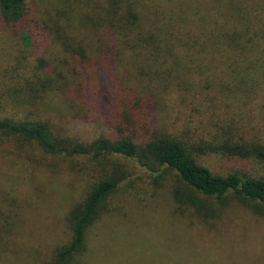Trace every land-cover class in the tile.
Here are the masks:
<instances>
[{
	"label": "trees",
	"instance_id": "trees-1",
	"mask_svg": "<svg viewBox=\"0 0 264 264\" xmlns=\"http://www.w3.org/2000/svg\"><path fill=\"white\" fill-rule=\"evenodd\" d=\"M45 7L43 37L72 61L57 71L43 58V74L34 73L29 83L32 93L43 98V113L51 102L68 116L66 131L44 117L0 119V139L33 144L72 169L75 159H86L95 174L66 216L69 241L45 264H72L85 251L89 228L106 213V203L119 188L130 184L126 163L168 182L175 204L197 219L217 214L197 196L220 206L230 199L264 205V0H53L52 7ZM31 20L27 0H0V21L20 30L26 44ZM96 63L104 69L95 88L83 86L81 78L77 89L68 79L80 78ZM122 65L136 77L128 91L143 101L131 104L126 95L128 103H118L122 86H116V68ZM10 84L3 82L4 88ZM166 93L180 98L179 105L191 106L190 113L211 114V121H200L194 130L186 126L180 136L158 127L154 101H166ZM251 104L255 114L245 113ZM82 107L83 116L78 113ZM131 110L143 119L147 112L154 114L151 124L159 129L146 137L131 134L136 125ZM210 154L257 168L245 175H215L198 163Z\"/></svg>",
	"mask_w": 264,
	"mask_h": 264
},
{
	"label": "rangeland",
	"instance_id": "rangeland-1",
	"mask_svg": "<svg viewBox=\"0 0 264 264\" xmlns=\"http://www.w3.org/2000/svg\"><path fill=\"white\" fill-rule=\"evenodd\" d=\"M52 5L53 0H27L33 22L28 44L20 37V30L0 21V119L43 121L44 117L60 125L63 132L68 116L59 114L51 102L43 113V98L32 93L29 83L34 73L43 74V58L57 71L72 61L58 44L52 45L43 37V7ZM64 59L66 64L60 63ZM123 66L116 68L115 83L122 86L118 103H128L126 95L129 103H139L143 96L128 91L136 85V77ZM101 69L96 63L84 69L80 78L67 77L75 80L76 88L83 79V86L93 89ZM9 81L11 84L4 88L3 82ZM165 98L162 103L154 101L157 126L164 125L173 134L180 136L178 131L186 126L194 130L200 121L205 119L207 124L212 119L211 114L190 113L193 108L179 105L178 97L166 93ZM255 111L256 105L245 108V113ZM221 112L223 109L213 115ZM78 113L83 116L86 110L82 107ZM131 113L136 116L131 134L146 137L159 129L151 124L154 114L147 112L143 119ZM204 131L202 137L206 139ZM62 161L23 140L0 139V264H45L56 248L69 241L66 216L82 200L95 174L86 159H75L73 169ZM198 163L223 176L232 172L245 175L257 168L217 154L200 158ZM126 164L130 174L126 183L130 184L122 185L106 203V213L87 232L85 251L72 264H264V205L230 199L220 206L215 199L197 196L217 213L210 220L197 219L187 208L175 204L168 182Z\"/></svg>",
	"mask_w": 264,
	"mask_h": 264
}]
</instances>
